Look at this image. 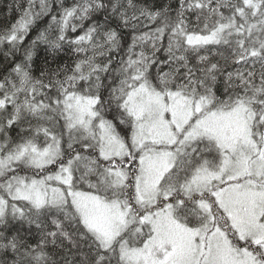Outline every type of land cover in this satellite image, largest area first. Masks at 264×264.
Listing matches in <instances>:
<instances>
[{"label": "snow or ice", "instance_id": "6c2138e0", "mask_svg": "<svg viewBox=\"0 0 264 264\" xmlns=\"http://www.w3.org/2000/svg\"><path fill=\"white\" fill-rule=\"evenodd\" d=\"M0 52V264H264V0H27Z\"/></svg>", "mask_w": 264, "mask_h": 264}, {"label": "trees", "instance_id": "16d2710c", "mask_svg": "<svg viewBox=\"0 0 264 264\" xmlns=\"http://www.w3.org/2000/svg\"><path fill=\"white\" fill-rule=\"evenodd\" d=\"M65 3L66 5H70L72 0H65ZM25 7H27V0H0V30L10 27L13 23H15V21L19 19L20 15L22 14V10ZM55 10L56 9L54 8V11ZM99 18L103 19L102 16ZM49 20L50 16L43 17L32 26L25 41L23 42L25 47L37 36L40 30L48 27ZM45 48V45H39L36 55L34 56L35 67L37 68V71L34 73L36 76H39L38 69L44 64ZM20 58L21 55L16 54L15 59L19 60ZM74 59L75 55L71 52V50L65 48L56 55V60L54 63L51 62V57H49L50 67L55 68L57 64H71ZM10 66V62H6L3 53L0 52V73L5 72ZM109 118H111V116H109ZM13 135H15V133H13ZM27 227L28 226L25 225V229H27ZM32 227L33 231L35 232L34 226Z\"/></svg>", "mask_w": 264, "mask_h": 264}]
</instances>
